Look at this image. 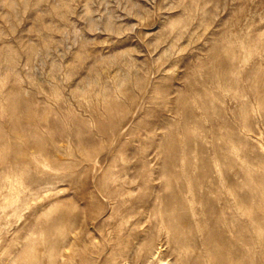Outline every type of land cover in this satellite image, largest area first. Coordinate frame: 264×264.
<instances>
[{
  "label": "rangeland",
  "instance_id": "374dc122",
  "mask_svg": "<svg viewBox=\"0 0 264 264\" xmlns=\"http://www.w3.org/2000/svg\"><path fill=\"white\" fill-rule=\"evenodd\" d=\"M49 237L55 264H264V0H0V264Z\"/></svg>",
  "mask_w": 264,
  "mask_h": 264
},
{
  "label": "bare ground",
  "instance_id": "6f19581e",
  "mask_svg": "<svg viewBox=\"0 0 264 264\" xmlns=\"http://www.w3.org/2000/svg\"><path fill=\"white\" fill-rule=\"evenodd\" d=\"M233 60V59H232ZM233 64V63H232ZM235 67V66H234ZM252 109V108H251ZM252 110H254V109H252ZM4 146H6V145H4ZM8 148V147H7ZM4 153V152H3ZM6 154V153H5ZM13 162V161H12ZM171 165H172V163H171ZM24 173V172H23ZM4 176V175H3ZM5 179V178H4ZM51 182V181H50ZM169 182V181H168ZM177 182V181H176ZM183 182V181H182ZM181 182V183H182ZM186 182V181H185ZM167 183V182H166ZM165 183V184H166ZM202 183V182H201ZM14 184V183H13ZM133 184V183H132ZM134 184H136V183H134ZM164 184V185H165ZM169 184H171V183H169ZM175 184V183H174ZM177 184V183H176ZM190 184V183H189ZM163 185V186H164ZM167 185V184H166ZM187 185V184H186ZM185 185V186H186ZM197 185V184H196ZM200 185V184H199ZM175 186V185H174ZM198 186V185H197ZM196 186V187H197ZM181 187H183V186H181ZM13 188V187H12ZM164 188V187H163ZM176 188L177 189H179L178 188V186L176 187L175 186V189H173V190H176ZM200 188H202V187H200ZM200 188H199V190H200ZM15 189V188H14ZM17 189V188H16ZM165 189V188H164ZM169 189V188H168ZM171 189V188H170ZM187 189H188V192L187 193H189V192H192V194H194V191H193V188H191L190 186H188L187 187ZM197 189V188H196ZM25 190V189H24ZM170 191V190H169ZM176 191H178V190H176ZM175 191V192H176ZM198 191V190H197ZM11 192V191H10ZM166 193H167V190L165 191ZM202 192V190L200 191V193ZM130 193H132V192H130ZM129 193V194H130ZM161 193V192H160ZM159 193V194H160ZM162 193H163V191H162ZM173 193V192H172ZM128 194V195H129ZM134 193H132V195H133ZM168 194H170V193H168ZM167 194V195H168ZM176 194H178V193H176ZM181 194V193H180ZM163 195V194H162ZM171 195V194H170ZM169 195V196H170ZM188 195V194H187ZM105 196H106V198H108L109 200H111V216H114L116 219H118V220H120L121 222H123L124 221V219L126 218V217H128V216H130L131 217V215H137L138 213H139V209H137V207H136V205H135V203H130V205H128V200H126V198H124L125 196H124V194H118L117 192H115V193H109V194H105ZM163 196H165V194L163 195ZM9 197V196H8ZM13 197V196H12ZM176 197V196H175ZM174 197V198H175ZM182 197V196H181ZM130 198V197H129ZM164 198H166V197H164ZM168 198V197H167ZM161 199V198H160ZM160 199H158V200H160ZM169 199V198H168ZM187 199V198H186ZM167 200V199H166ZM181 200V199H180ZM163 201V200H162ZM164 201H165V199H164ZM182 201H183V199H182ZM11 202H12V200H11ZM14 202V201H13ZM157 202H161V201H157ZM186 203V202H185ZM188 203H189V201H188ZM193 203V202H192ZM11 204V203H10ZM157 204V203H156ZM174 204V203H173ZM180 204V203H179ZM158 205V204H157ZM175 205H176V203H175ZM194 205V204H193ZM167 206V205H166ZM187 206H188V204H187ZM198 206V205H197ZM169 207H170V205H169ZM172 207V206H171ZM66 208V207H65ZM158 208V207H157ZM164 208V207H163ZM181 208L183 209V210H185L187 207H185V205L183 206V205H181ZM64 210V209H63ZM157 210V209H156ZM172 210V209H171ZM176 209H174V211H175ZM158 211V210H157ZM154 212L156 213V211L154 210ZM180 212V211H179ZM186 212V211H185ZM190 212H191V216H192V218H194L195 216H196V214H197V210H196V208L194 207V206H191V208H190ZM65 213V212H64ZM162 213V212H161ZM160 213V214H161ZM168 213H170L171 214V212H168ZM51 214V213H50ZM151 214V213H150ZM150 214H149V216H150ZM166 214V213H165ZM164 214V215H165ZM204 214V213H203ZM153 216H155V215H153ZM168 216V215H167ZM176 216V215H175ZM64 217V216H63ZM169 217H171V216H169ZM167 218V222L165 221V219H161L162 220V225H164L162 228H164L165 230H166V232H167V234L169 233V230H175L176 231V229H179V224L176 222V221H174V219L172 220V219H170V218ZM182 217V216H181ZM154 218V217H153ZM173 218V217H172ZM178 218V217H177ZM198 218V217H197ZM204 218V217H203ZM61 219V218H60ZM156 219V218H155ZM157 219H160V218H157ZM179 219V218H178ZM184 220V219H183ZM207 220V219H206ZM60 221V220H59ZM61 221H63V220H61ZM158 221V220H157ZM153 222V221H152ZM53 223V222H52ZM120 223V222H119ZM154 223V222H153ZM197 223V222H196ZM205 223V222H204ZM59 224H60V222H59ZM75 224V223H74ZM182 224V223H181ZM195 224V223H194ZM201 224V223H200ZM154 225V224H153ZM157 225V224H156ZM184 225V224H183ZM136 226V225H135ZM150 226H152V225H150ZM149 226V227H150ZM199 226H202V225H199ZM206 226V225H205ZM227 226V225H226ZM118 227V226H117ZM58 228V227H57ZM66 228V227H65ZM159 228V227H158ZM158 228L156 229V230H158ZM191 228H193V227H191ZM198 228V227H197ZM200 228H202V227H200ZM151 229H152V227H151ZM188 229V228H187ZM60 231V230H59ZM151 231V230H150ZM161 231V230H160ZM58 232V231H57ZM155 232V231H154ZM51 234H53V233H55V232H50ZM156 233V232H155ZM159 233V232H158ZM48 234H49V232H48ZM154 234V233H153ZM181 234V233H180ZM54 235V234H53ZM53 235L52 236H50V237H53ZM56 235H59V234H56ZM55 235V236H56ZM173 235H175V234H173ZM179 235V234H178ZM187 235V234H186ZM64 236V235H63ZM170 236V235H169ZM46 237V236H45ZM48 237V236H47ZM49 237V240L51 239L52 240V238H50ZM155 237V236H154ZM158 237H160V236H157L156 238H158ZM165 237H166V234H165ZM181 236H179V238H180ZM54 238V237H53ZM62 238V237H61ZM151 238V237H150ZM167 238H168V236H167ZM171 238V237H170ZM201 238V237H200ZM193 239H195V238H193ZM202 239V238H201ZM201 239H200V241H201ZM49 240H47L48 242H49ZM51 240H50V245L49 246H46L47 245V243H46V245H44L43 244V246H40V247H42V250L44 251V252H48L49 254L46 256V257H48L47 258V261H48V263L49 264H55L56 262H58L64 255L62 254V253H60V250H59V245H58V240H56V238H55V240L53 239V241L51 242ZM155 240V239H154ZM158 240V239H157ZM156 240V241H157ZM183 240V239H182ZM184 240H185V238H184ZM199 240V239H198ZM60 241V240H59ZM153 241V240H152ZM151 241V242H152ZM155 241V242H156ZM163 241V240H162ZM177 241H178V239H177ZM68 242V241H67ZM70 242V241H69ZM165 242V241H164ZM205 242V241H204ZM66 244V243H65ZM165 244V243H164ZM179 244V243H178ZM159 245V244H158ZM146 246H147V244H146ZM47 247H48V249H47ZM63 248V247H62ZM143 249V248H142ZM140 251V250H139ZM146 251H148V259L150 258V257H152V256H154L155 254H159V249L157 248V246L156 247H153L152 245H150V246H148V250H146ZM179 251V250H178ZM142 252V251H141ZM43 253V252H42ZM25 255V254H24ZM142 255V254H141ZM140 255V256H141ZM27 256V255H26ZM37 256L38 255H36V258H37ZM40 256H41V254H40ZM159 256V255H158ZM39 257V256H38ZM163 257V256H162ZM181 257V256H180ZM41 258V257H40ZM31 259V258H30ZM33 259V258H32ZM147 259V260H148ZM151 259V258H150ZM29 260V259H28ZM138 260V259H137ZM146 260V261H147ZM159 260H161L160 258H159ZM34 262H36L35 260H33ZM33 261H32V263H33ZM38 262V261H37ZM29 264H31V262L29 263Z\"/></svg>",
  "mask_w": 264,
  "mask_h": 264
}]
</instances>
